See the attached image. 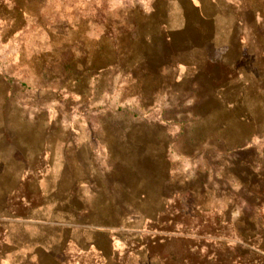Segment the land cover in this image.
<instances>
[{
	"label": "rangeland",
	"instance_id": "obj_1",
	"mask_svg": "<svg viewBox=\"0 0 264 264\" xmlns=\"http://www.w3.org/2000/svg\"><path fill=\"white\" fill-rule=\"evenodd\" d=\"M167 1L0 0V134L16 162L45 150L48 204L64 215L99 203V190L119 180L129 188L139 169L138 186L154 191L157 170L151 232L164 241L151 252L160 264L259 261L251 248L264 250L262 98L249 128L242 88L227 87L226 72L195 75L192 96L173 101L166 47L144 20ZM220 102L241 112L217 113Z\"/></svg>",
	"mask_w": 264,
	"mask_h": 264
},
{
	"label": "crops",
	"instance_id": "obj_2",
	"mask_svg": "<svg viewBox=\"0 0 264 264\" xmlns=\"http://www.w3.org/2000/svg\"><path fill=\"white\" fill-rule=\"evenodd\" d=\"M144 15L145 24L150 23L146 26L166 47L164 76L172 83L173 101L192 96L195 75L226 72L227 87L242 88V112L220 102L217 113H246V127H254L256 97L262 98L264 111V0H168ZM220 92L215 95L225 96V90ZM204 96L214 97L213 91ZM15 151L7 135L0 134V264H128L133 258H141L139 264L152 259L160 264L151 252L152 246L164 241L151 232V225L159 222L157 170L151 172L156 178L154 191L138 186L139 169L131 175L129 188L119 180L109 194L99 190V203L81 205L64 215L52 208L58 201L48 204L45 150L21 162H16ZM51 191L59 195L57 188ZM153 207L155 215L147 216L144 210ZM251 249L261 253V260L238 264H264V250Z\"/></svg>",
	"mask_w": 264,
	"mask_h": 264
}]
</instances>
